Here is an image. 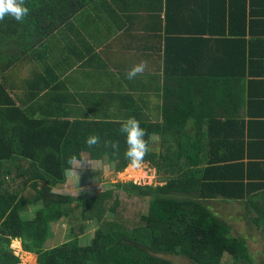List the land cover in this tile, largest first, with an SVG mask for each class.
Here are the masks:
<instances>
[{
	"label": "trees",
	"instance_id": "1",
	"mask_svg": "<svg viewBox=\"0 0 264 264\" xmlns=\"http://www.w3.org/2000/svg\"><path fill=\"white\" fill-rule=\"evenodd\" d=\"M254 1L250 5L241 0L245 2L241 10L238 1L213 0L211 24L218 27L223 23L224 29L233 30L239 26L263 29L264 0ZM87 3L68 0L69 18ZM188 8L180 4L185 16ZM26 18L17 22L6 16L1 23L8 32L21 33L24 28L26 38ZM41 19L33 22L42 26L45 21ZM55 23L58 20L49 22ZM233 30L230 36H236ZM33 34L34 45L40 46L33 52L37 67L27 66L31 55L21 45L19 55L11 59L18 60L21 73L27 76L14 77L10 72L0 78V264H20L11 252L12 242L18 238L24 251L37 254L38 264H176L168 258L171 255L194 264H223L227 254L237 264H254L244 237L235 236L232 226L214 208L240 204L250 224L264 225V196L253 195L264 185H256V175H251L246 164L234 162L239 156L233 149L223 158L219 155L214 141L220 137L219 127L203 126L196 120L192 134L187 126L193 121L187 118L185 129L176 133L163 130L150 121L151 96L139 89L138 81L136 92L101 95L84 108L80 100L75 101L72 90L80 81L62 80L44 59V52L53 46L41 45L39 38L44 36L39 37L37 29ZM262 45L264 39L256 42V49ZM131 116L147 130L150 150L142 164L150 163L157 170L160 185L122 182L90 199L59 193L58 187L68 182L73 156L86 159L85 154L90 157L100 152L101 158L106 154L116 162L118 172L131 166L124 155L126 137L118 131L119 122ZM91 134H97L100 143L89 148L85 139ZM154 134L163 141L161 152L152 154ZM106 140L119 141V150L108 147ZM63 219L74 229V222H97L93 242L82 246L75 234L76 239L50 248L46 242L54 238L52 224ZM80 229L84 234L88 225Z\"/></svg>",
	"mask_w": 264,
	"mask_h": 264
},
{
	"label": "crops",
	"instance_id": "2",
	"mask_svg": "<svg viewBox=\"0 0 264 264\" xmlns=\"http://www.w3.org/2000/svg\"><path fill=\"white\" fill-rule=\"evenodd\" d=\"M25 3L29 7L26 38L24 28L21 33L8 32L0 22V78L10 72L14 77L27 76L21 73L18 60L15 64L11 59L19 55L21 45L31 55L27 66L37 67L33 57L40 47L33 43L37 29V35L44 36L39 38L41 45L53 46L44 52V59L62 80L80 81L72 90L82 107H89L88 102L101 95L132 94L138 81L139 89L151 96L152 123L176 133L186 128L188 118L193 121L187 126L192 134L196 120L203 126H218L220 137L214 141L219 148L215 150L223 158L233 149L239 156L234 162L246 164L251 175H256V185H264V45L256 49V42L264 39V28L224 29L223 23L214 27L209 13L213 0H88L71 18L68 0ZM244 3L239 4L241 10ZM180 4L189 6L186 16ZM38 18L45 21L42 26L34 23ZM54 20L58 24H49ZM232 30L236 36H230ZM140 60L147 61L145 73L126 79V72ZM168 115L176 120L180 115L181 123L167 127ZM152 137L161 148V135ZM257 194L264 196V188L253 195Z\"/></svg>",
	"mask_w": 264,
	"mask_h": 264
},
{
	"label": "rangeland",
	"instance_id": "3",
	"mask_svg": "<svg viewBox=\"0 0 264 264\" xmlns=\"http://www.w3.org/2000/svg\"><path fill=\"white\" fill-rule=\"evenodd\" d=\"M179 117L176 120V117L172 115L166 116L167 127L171 128L173 122L181 123ZM151 140L153 141H151L150 145L152 154L160 153L161 145H159L153 137H151ZM95 154V159H90L88 155L85 154L86 159L93 164L95 170L89 162H84L83 167L77 169L81 171L80 179L78 180V178H76L74 182L68 179L66 184L58 187L57 191L59 193L77 195L81 198L90 199L100 192L115 186V184L122 182H135L142 185L156 186L160 184L158 182L157 170L154 169L150 163H143L139 167L130 166L125 171L118 172L116 170V162L109 158V156H105V154L101 158L100 152H96ZM95 154L93 153L92 156ZM214 209L220 212V215L224 216V219L232 226L235 236L244 237L249 247V253L253 256L254 264H264V225L256 226L255 224H250L245 217L247 216L246 210L243 209V206L240 204L226 203L222 207L217 206ZM74 224H77L75 229L71 228L74 226L69 225L68 219H63L59 223L52 224V233L57 234V237L46 242L49 244L48 246L50 248L62 246L76 239V235L80 236L79 241L82 246L90 245L95 238L96 232L99 230L97 222L93 221L89 224L87 222L83 223V220H81L74 222ZM83 225H88V230L84 234L80 233V227ZM63 229L64 232H62ZM76 230H78V234L74 233ZM47 244L46 247H48ZM11 250H13V254L20 259V264H38L37 254L24 251L21 239L18 238L12 242ZM163 257L165 256L163 255ZM168 258L173 260L176 264H194L187 258L181 256L171 255L168 256ZM223 264L237 263L234 257L227 254L223 259Z\"/></svg>",
	"mask_w": 264,
	"mask_h": 264
},
{
	"label": "clouds",
	"instance_id": "4",
	"mask_svg": "<svg viewBox=\"0 0 264 264\" xmlns=\"http://www.w3.org/2000/svg\"><path fill=\"white\" fill-rule=\"evenodd\" d=\"M28 14L29 7L26 6L25 0H0V22L6 16L13 18L17 22H22ZM147 67V61L140 60L126 72V79L134 80L137 76L143 75ZM119 123L118 131L126 137L127 150L124 155L131 166L139 167L150 150L147 130L141 127V121L135 116L121 120ZM98 143H100V137L97 134H91L85 139V144L89 148L94 147ZM105 144L113 150H119V141L106 140ZM85 161L89 162L95 170L93 164L87 159L73 156L69 159L68 179L72 177L80 179V173L77 169L82 168Z\"/></svg>",
	"mask_w": 264,
	"mask_h": 264
},
{
	"label": "water",
	"instance_id": "5",
	"mask_svg": "<svg viewBox=\"0 0 264 264\" xmlns=\"http://www.w3.org/2000/svg\"><path fill=\"white\" fill-rule=\"evenodd\" d=\"M11 252L13 253V250H11Z\"/></svg>",
	"mask_w": 264,
	"mask_h": 264
}]
</instances>
